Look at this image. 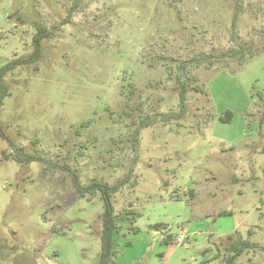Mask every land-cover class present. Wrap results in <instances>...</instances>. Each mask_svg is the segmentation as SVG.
<instances>
[{"label": "rangeland", "instance_id": "1", "mask_svg": "<svg viewBox=\"0 0 264 264\" xmlns=\"http://www.w3.org/2000/svg\"><path fill=\"white\" fill-rule=\"evenodd\" d=\"M75 2L0 0V70L51 32L3 77L0 264L99 263L102 193L65 167L127 178L109 264H264V0Z\"/></svg>", "mask_w": 264, "mask_h": 264}, {"label": "trees", "instance_id": "2", "mask_svg": "<svg viewBox=\"0 0 264 264\" xmlns=\"http://www.w3.org/2000/svg\"><path fill=\"white\" fill-rule=\"evenodd\" d=\"M78 4L75 2L73 4L70 11H74L76 9V6ZM70 16V15H69ZM237 16V15H236ZM51 36V32L47 29H39L34 37V46L35 50L32 54V56L29 59H15L11 62H9L5 67H3L0 70V107L3 102V98L9 95V88L8 86L3 82V77L8 72L14 70L19 65H24L27 63H32L39 59L40 52H41V43L43 39L49 38ZM184 64L180 65V68L183 69ZM185 92L186 88L183 84L182 91H181V113L178 114V116H182V112L185 110ZM168 115H166L167 117ZM233 113L231 111H227L225 113V116H222L220 119L225 122H229L232 120ZM151 121V119H150ZM26 157V163H31L33 161H39V162H45V160L39 156L33 155V154H25ZM19 161H22L20 158ZM68 172H70L72 179L74 181L75 188L77 192L81 196H85L87 194L94 195L97 193V191H100L102 193V197L104 200V213L102 216V234H101V242H102V251L100 255V261L98 264H109V262L112 260V257L115 255V236L118 233V224L116 222L115 218V208L112 202V196L114 193H117L121 187L124 185V183L127 182V178L123 179L122 181L114 184V185H108L103 184L101 182H93L88 186L81 185L78 176L70 169L64 168ZM135 232L137 230H134ZM232 235H229L228 238H231ZM251 244L248 242H241L238 240H235L232 242L231 246L229 247L230 252L233 251V253H230L227 257V261L225 264H235L236 260L242 255L244 252V249L248 248Z\"/></svg>", "mask_w": 264, "mask_h": 264}, {"label": "built area", "instance_id": "3", "mask_svg": "<svg viewBox=\"0 0 264 264\" xmlns=\"http://www.w3.org/2000/svg\"><path fill=\"white\" fill-rule=\"evenodd\" d=\"M177 243H182L183 242V238L181 237H177L175 240Z\"/></svg>", "mask_w": 264, "mask_h": 264}]
</instances>
